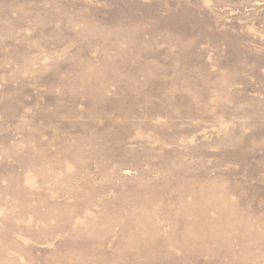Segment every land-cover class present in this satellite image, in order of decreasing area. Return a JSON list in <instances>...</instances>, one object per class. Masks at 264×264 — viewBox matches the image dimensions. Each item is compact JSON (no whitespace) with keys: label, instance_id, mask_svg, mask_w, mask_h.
<instances>
[{"label":"rangeland","instance_id":"obj_1","mask_svg":"<svg viewBox=\"0 0 264 264\" xmlns=\"http://www.w3.org/2000/svg\"><path fill=\"white\" fill-rule=\"evenodd\" d=\"M138 263L264 264V0H0V264Z\"/></svg>","mask_w":264,"mask_h":264},{"label":"bare ground","instance_id":"obj_2","mask_svg":"<svg viewBox=\"0 0 264 264\" xmlns=\"http://www.w3.org/2000/svg\"><path fill=\"white\" fill-rule=\"evenodd\" d=\"M179 1V0H178ZM196 26V25H195ZM180 40V39H179ZM231 42V41H230ZM182 44H183V42H182ZM231 44V43H230ZM178 45V44H177ZM181 45V44H180ZM183 45H185V44H183ZM228 45V44H227ZM181 47V46H180ZM185 47V46H184ZM183 47V48H184ZM228 47V46H227ZM181 49V48H180ZM178 51H180V50H178ZM178 57H180V56H178ZM183 58H186V56H183ZM190 61V60H189ZM193 61H196V59L195 60H193ZM180 62H182L181 60H180ZM183 63V62H182ZM189 63V62H188ZM197 63H198V60H197ZM210 74L211 73H209V76H210ZM222 83V82H221ZM219 84H220V82H219ZM222 85H224V84H222ZM226 85V84H225ZM224 85V86H225ZM224 86H223V88H224ZM226 87V86H225ZM153 88V87H152ZM225 91V90H224ZM223 92V91H222ZM173 93V92H172ZM224 93V92H223ZM219 95V94H218ZM184 103V102H183ZM195 103H196V101H195ZM147 104V103H146ZM167 104V103H166ZM168 106V105H167ZM118 113V112H117ZM134 114V113H133ZM130 117H132V116H130ZM106 124V123H105ZM147 129H149V128H147ZM156 131V130H155ZM161 133V132H160ZM104 134V133H103ZM102 134V135H103ZM158 134H159V129H158ZM162 134V133H161ZM107 135V134H106ZM111 135V134H110ZM170 135V134H169ZM174 135V134H173ZM105 136V135H104ZM103 136V137H104ZM165 136V135H164ZM177 136V135H176ZM175 136V138H177ZM99 137H101V136H99ZM98 137V138H99ZM106 137V136H105ZM112 137V136H111ZM92 138V137H91ZM93 138H96V136L95 137H93ZM109 138H110V136H109ZM101 139V138H100ZM106 139V138H105ZM89 140V139H88ZM94 140V139H93ZM97 140H99V139H97ZM170 140V139H169ZM86 141V140H85ZM95 141H96V139H95ZM110 141H111V139H110ZM109 141V143H112V142H110ZM88 142H91V141H88ZM114 142V141H113ZM116 142V141H115ZM95 143V142H94ZM108 143V142H107ZM107 143H104V144H107ZM108 143V144H109ZM86 145V144H85ZM101 145V144H100ZM87 146V145H86ZM90 146V145H89ZM88 146V147H89ZM105 146H108V145H105ZM104 146V147H105ZM101 149H102V147H100ZM95 150V149H94ZM96 150H98V149H96ZM96 150H95V152H96ZM99 151V150H98ZM97 151V152H98ZM83 152V151H82ZM87 152V151H86ZM93 153V157H94V152H92ZM83 155V154H82ZM99 155V154H98ZM96 156V155H95ZM80 157H82V156H80ZM83 157H85L84 155H83ZM83 157H82V159H83ZM116 157V156H115ZM85 159V158H84ZM92 159V158H91ZM90 159V160H91ZM93 159H95V158H93ZM97 159V158H96ZM89 160V159H88ZM113 160V159H112ZM85 161H87V159H85ZM96 162V161H95ZM99 163H100V161H99ZM101 164H103V162L101 163ZM84 165V164H83ZM107 165V164H106ZM82 166V165H81ZM96 166H97V164H96ZM99 166H100V164H99ZM98 167V166H97ZM113 167H114V165H113ZM82 168H84V166L82 167ZM118 169H119V167H117ZM123 168V167H122ZM112 169V168H111ZM116 169V168H115ZM121 169V168H120ZM124 169V168H123ZM98 170H100L99 168H98ZM117 170V169H116ZM115 170V171H116ZM82 171H84V169L82 170ZM108 171H109V169H108ZM115 171H113V173L115 172ZM105 172H106V170H105ZM117 172V171H116ZM127 173V172H126ZM146 174H148L147 172H145ZM111 174V173H110ZM116 174V173H115ZM144 174V173H143ZM191 188H192V186H191ZM190 195L194 198V203L191 205V207L193 208V209H195V207L194 206H196V205H200L201 207H200V209L198 210L199 212L196 214L197 216H198V218L197 219H192V220H188V219H186L185 217H184V215H185V211H184V209H182V213H180L179 214V217H177L178 218V223L180 224V227H190V229L192 228V229H195V228H198V227H203L204 228V231H203V236L201 237V238H199L198 239V242H201V241H207V242H212V241H214L215 240V238L213 237V236H211V235H209V233H208V223H209V219H208V210L210 209H208V206H209V204L207 203V201H205V196L204 195H202V194H198V193H195V192H193V191H191V193H190ZM207 200V199H206ZM193 201V200H192ZM149 203V202H148ZM208 204V205H207ZM184 206H186V205H184ZM210 211H211V209H210ZM189 212V209H186V213H188ZM195 215V216H196ZM209 225H211V223L209 224ZM179 226V225H178ZM163 228V227H162ZM194 233V232H193ZM199 233V232H198ZM199 234H197V236H198ZM176 236V235H175ZM181 238H182V240H187V238L185 237V236H187L186 234H183V235H179ZM195 237H196V235H195ZM177 238H178V236H176V238H175V240L178 242V240H177ZM188 240H191L190 238L188 239ZM170 241H174V239H172V238H170V239H168V240H166V242H164L163 244L165 245V244H167L168 242H170ZM179 243V242H178ZM176 244V243H175ZM209 244V243H208ZM173 245V244H172ZM182 246H184V245H182ZM183 248V247H182ZM148 257H151V253H148ZM184 258H185V256H184ZM139 264V263H138Z\"/></svg>","mask_w":264,"mask_h":264}]
</instances>
